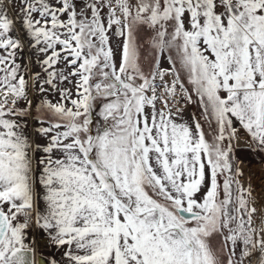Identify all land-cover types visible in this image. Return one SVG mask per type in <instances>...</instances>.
<instances>
[{"label": "snow or ice", "instance_id": "6c2138e0", "mask_svg": "<svg viewBox=\"0 0 264 264\" xmlns=\"http://www.w3.org/2000/svg\"><path fill=\"white\" fill-rule=\"evenodd\" d=\"M21 4L27 45L0 0V264H59L26 243L32 228L66 264H264V209L232 156L234 120L264 151V0ZM26 46L46 76L19 62ZM33 106L45 144L16 119Z\"/></svg>", "mask_w": 264, "mask_h": 264}, {"label": "rangeland", "instance_id": "374dc122", "mask_svg": "<svg viewBox=\"0 0 264 264\" xmlns=\"http://www.w3.org/2000/svg\"><path fill=\"white\" fill-rule=\"evenodd\" d=\"M51 2L55 3V0H51ZM3 6L6 7L9 11L10 17L14 18V23H15V30L12 32L13 36H18L21 38V40L24 42L25 45L29 44L30 42V37L27 36L26 31L23 29V17L20 15V9L22 8L21 0H3ZM82 6V0H77V7ZM38 15V14H34ZM139 37L141 38V43H143L147 38L151 35L150 32L146 31L144 28H141L139 33ZM118 38H114L113 43L115 44L116 40ZM59 47V46H57ZM23 56V59H21L19 62L21 64H28L29 65V72H41V68L38 64L39 60H43L44 56L39 54L38 52L35 51V49L30 48V47H25L20 54ZM173 56H175V53L173 52ZM29 61L32 63L29 64ZM162 67L167 68L169 67L167 60L162 61ZM57 69H63L65 67L63 62H60L56 65ZM70 71V69H68ZM42 76H46V73L41 72ZM73 81L75 78H72ZM95 82V81H94ZM59 87L63 88H72L73 90V95L75 96V89L73 85L64 82L58 85ZM47 87V85H46ZM29 96L30 98L34 99V105L39 104L41 97L38 92H34V90L30 87L29 88ZM47 98L53 102L59 101V94H48ZM105 102L102 97H97L96 100L93 101V115H92V123H93V132L96 131L97 127H100L103 125L104 121L103 119L99 116V108L100 105ZM21 106H23V102H21ZM69 107L71 106L70 104L68 105ZM32 116L29 117H17L16 119L21 125L22 131L24 134L29 138L30 142L35 141L36 143L39 144H45L46 138L42 137L35 131L36 128L40 126L39 122L34 119L37 115V111L35 107L31 109ZM200 112L201 109L196 103L190 104L187 106V109L184 113V119L188 120L189 122L191 121V115L194 113L198 118L200 117ZM40 115L44 116L46 119L49 118V113L44 110L40 113ZM202 124L204 125L206 133H210V128L207 123H204V121H201ZM234 127H236L239 130V141L234 142V147H233V164H234V169L239 168L243 175L240 178L241 183L244 184L245 187H248L251 185L253 192H252V197L254 198V203L255 207H257L258 204H256L257 200L260 199V197H257L255 194L256 192V182L259 184L264 185V175L261 174H255V169L260 168L264 169V151H259V150H253L254 145L252 148L249 147V137L246 133L245 130L241 128L239 123L234 120ZM209 140L211 139V135L209 134L207 137ZM242 138H244V143H239L242 142ZM237 145H236V144ZM246 146H242L245 145ZM30 155H32L34 158L39 157L42 155V153L39 152H30ZM55 156H59L60 153H54ZM34 167L37 168L35 175H39V169L35 165V160H34ZM256 175L262 176V177H256ZM244 178V181L243 179ZM223 178L221 177V183H222ZM37 188V198H36V204L40 208L41 211L44 210L45 204L43 201V191L40 188L39 185H36ZM259 189V188H257ZM264 190V188H260ZM255 194V195H254ZM221 198H223V193L221 192ZM263 200V199H262ZM264 201V200H263ZM26 243H30L31 247L34 249L36 253H40L45 255L48 260H50L52 257H55V259L59 262V264H66L65 258L62 256V253L66 250V248H55L53 247L47 237L44 235V233L37 231L35 228H32L28 232V237L26 240ZM210 244L214 249H218L220 246V238L218 236H213L210 240Z\"/></svg>", "mask_w": 264, "mask_h": 264}, {"label": "bare ground", "instance_id": "6f19581e", "mask_svg": "<svg viewBox=\"0 0 264 264\" xmlns=\"http://www.w3.org/2000/svg\"><path fill=\"white\" fill-rule=\"evenodd\" d=\"M255 194L257 195V197H260V199H258L256 202V204H258L257 208L258 209H264V201H263L264 200V190H259L256 188Z\"/></svg>", "mask_w": 264, "mask_h": 264}, {"label": "crops", "instance_id": "0c3cea01", "mask_svg": "<svg viewBox=\"0 0 264 264\" xmlns=\"http://www.w3.org/2000/svg\"><path fill=\"white\" fill-rule=\"evenodd\" d=\"M243 140H242V142H239V143H244V138H242ZM236 144V143H235ZM237 145V144H236ZM247 144H245V145H242V146H246ZM255 174H261V175H264V169H260V168H257V169H255ZM262 177V176H259V175H256V177ZM257 177V178H258ZM243 179V181H244V178H242ZM256 184V188H259V190H262V189H260V188H264V185L262 186V184H259L258 182H256L255 183Z\"/></svg>", "mask_w": 264, "mask_h": 264}, {"label": "water", "instance_id": "95a60500", "mask_svg": "<svg viewBox=\"0 0 264 264\" xmlns=\"http://www.w3.org/2000/svg\"><path fill=\"white\" fill-rule=\"evenodd\" d=\"M36 253V252H35ZM37 255L41 256L43 258L44 261H48V258L43 255V254H40V253H36Z\"/></svg>", "mask_w": 264, "mask_h": 264}]
</instances>
